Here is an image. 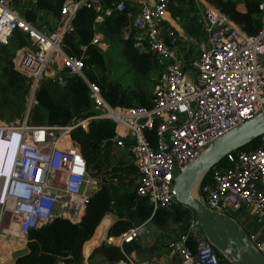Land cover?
I'll use <instances>...</instances> for the list:
<instances>
[{"label": "built area", "instance_id": "built-area-1", "mask_svg": "<svg viewBox=\"0 0 264 264\" xmlns=\"http://www.w3.org/2000/svg\"><path fill=\"white\" fill-rule=\"evenodd\" d=\"M100 2L67 0L56 29L49 32L39 23L26 21L23 10L10 0H0V43L9 45L19 31L32 44L19 51L14 60L15 69L31 79L26 113L14 122L0 121V140L7 141L18 132L22 138L16 172L8 184L6 202L0 206V232L5 227L16 229L17 238L26 239L32 230L58 219L82 221L99 182L90 179L80 146L71 133L78 128L87 132L92 120H107L114 125V141L138 169L137 194L156 212L179 203L176 180L183 171L264 114V1L259 5L261 27L254 36L208 7L205 37L198 44L197 59L189 65H184L166 42V38L174 37V32L163 29L170 0H121L106 9ZM82 7L95 8L97 21L128 7L125 31L141 33L144 50L155 56L163 69L150 109L111 106L100 87L87 80L84 62L64 52V34L72 31V21ZM101 40L96 36L93 44ZM75 76L88 86L99 114L67 128L32 125L30 111L41 81L52 79L64 85L66 78ZM148 131L155 132L156 148L148 140ZM66 136L77 146L65 141ZM208 175V181L201 183L198 200L225 219L236 223L243 220L251 245L264 256V243L260 242L264 238V134L256 149L228 154L209 169ZM249 219L258 227L255 234L248 230L253 227ZM151 231V225L144 223L113 244L122 247ZM170 248L180 264H224L194 217L187 234ZM127 260L120 264H142ZM54 264L76 263L59 259Z\"/></svg>", "mask_w": 264, "mask_h": 264}, {"label": "trees", "instance_id": "trees-1", "mask_svg": "<svg viewBox=\"0 0 264 264\" xmlns=\"http://www.w3.org/2000/svg\"><path fill=\"white\" fill-rule=\"evenodd\" d=\"M24 1L34 2L24 10V19L39 24L46 20L49 31H54L67 0ZM204 1L230 18L245 34L254 36L259 32V5L264 0H242L241 7L233 1ZM116 3L118 0H101L100 5L106 9ZM97 17L98 12L93 7L78 10L72 21V31L64 34V52L84 62L87 80L100 87L111 106L150 109L163 69L156 57L144 50L143 40L138 38L137 31L133 30L126 37L128 7L124 12L113 11L104 21H97ZM96 36L102 37L97 45L93 44ZM31 47L27 35L19 31L11 37L9 45L0 43V121L14 122L26 113L31 79L15 69L14 60L19 51ZM90 94L86 83L77 76L66 78L64 85L56 80L43 79L34 96L30 123L38 127L67 128L94 117L99 112ZM147 137L152 148H156L155 132L148 131ZM71 138L80 146L90 178L99 182L98 192L81 222L58 219L41 229L32 230L28 235L27 248L17 257L15 264H54L59 259L82 264L84 247L86 254H90L105 238L107 227L101 224L100 228L99 224L107 213L117 217L107 231V239L120 238L144 223H149L158 232L152 234L154 239L148 247L143 237L122 247L104 242L88 258L89 264H120L127 262L134 253L139 260L149 261L163 256L178 258L170 245L187 234L193 214L179 203L171 209L154 212L147 199L138 196V169L130 155L122 154L124 151L114 141V125L107 120H92L87 132L78 128L71 133ZM66 140L73 141L68 136ZM256 148L257 141L242 151ZM208 178L209 175L202 184ZM103 222L108 226L111 224L110 219ZM91 239L93 241L89 243ZM216 252L224 264H231L227 257Z\"/></svg>", "mask_w": 264, "mask_h": 264}, {"label": "water", "instance_id": "water-1", "mask_svg": "<svg viewBox=\"0 0 264 264\" xmlns=\"http://www.w3.org/2000/svg\"><path fill=\"white\" fill-rule=\"evenodd\" d=\"M264 134V114L246 123L237 132L222 140L176 180L178 202L188 209L200 224L204 235L222 255L228 254L232 264H264V256L249 241V235L231 219L207 210L202 203L188 194L196 182L202 183L209 169L222 161L228 154L241 151L258 141ZM98 189L94 192V195ZM114 245L113 242H110Z\"/></svg>", "mask_w": 264, "mask_h": 264}, {"label": "crops", "instance_id": "crops-1", "mask_svg": "<svg viewBox=\"0 0 264 264\" xmlns=\"http://www.w3.org/2000/svg\"><path fill=\"white\" fill-rule=\"evenodd\" d=\"M17 1L21 2L23 0H17ZM120 1L121 0H118V3ZM224 1H233L238 6L240 7L243 6L242 0H224ZM33 3H34L33 1L30 2V4L27 5V8L31 7V4ZM208 7H212V6L206 3L204 0H170L169 8L164 16L165 20L163 22V29L165 31L170 30L174 32V37L166 38V42L168 43L169 46H171L174 49L177 58L184 65H189L192 61H194L198 57V44L205 37V32H204L205 25H206L205 15H206V9ZM132 31H133L132 29L126 30L125 31L126 37H128ZM136 34L138 35V38L143 40L140 33L136 32ZM122 154L126 155L128 153L124 151ZM105 219H110L111 221L110 226H108L107 223L103 222ZM116 221H117V217L114 214L107 213L104 215V217L100 221L99 226L101 224L106 225L107 230L105 232V238L104 240L101 241L99 245H97L96 247L92 249L90 254H86L85 252L86 246L84 247V250H83L84 263L89 264L88 258L91 256L93 251L99 246H101L104 242H107L110 244L111 239H107V231ZM242 221H238L240 222L238 224L245 231L246 227ZM151 228H152L151 233L148 236L143 237L146 247H148L153 242L154 238L152 234L154 232H158V230L155 229L153 226H151ZM96 233L94 237H92L93 239L95 238ZM27 239L28 238L19 239L18 244L23 251H25L27 248ZM93 239H91L89 243L93 241ZM224 256L227 257L230 262L233 261V259L229 257L228 254H224ZM131 259L133 261H136L142 264H180L179 258L173 259V256L156 257L153 260H149V261L141 259V261H139L138 256L134 253L131 256ZM13 264H15V262Z\"/></svg>", "mask_w": 264, "mask_h": 264}, {"label": "rangeland", "instance_id": "rangeland-1", "mask_svg": "<svg viewBox=\"0 0 264 264\" xmlns=\"http://www.w3.org/2000/svg\"><path fill=\"white\" fill-rule=\"evenodd\" d=\"M11 4L15 7L18 6L21 10H25L27 8V5L30 4V1H17V0H10ZM17 5V6H16ZM24 12V11H23ZM40 25H42L45 29H48L49 25L46 20H43L40 22ZM52 32V31H49ZM141 35V33H140ZM92 179V178H90ZM94 180V179H92ZM197 191L194 193V197L196 199L200 198V186L201 183L198 182L197 185ZM250 224L253 225L252 228H248L249 231H251L253 234H255L258 231V227L255 226V224L252 222L251 219L248 220ZM18 232L16 229L10 230L8 227L3 228V230L0 232V264H13L16 262V259L18 256L23 254L25 251L21 249L19 246V239H17ZM110 242H116V240L113 238ZM261 243H264V238L260 241ZM141 261V260H139Z\"/></svg>", "mask_w": 264, "mask_h": 264}, {"label": "clouds", "instance_id": "clouds-1", "mask_svg": "<svg viewBox=\"0 0 264 264\" xmlns=\"http://www.w3.org/2000/svg\"><path fill=\"white\" fill-rule=\"evenodd\" d=\"M20 134L12 133L9 140H0V206L6 202L7 187L16 172Z\"/></svg>", "mask_w": 264, "mask_h": 264}, {"label": "bare ground", "instance_id": "bare-ground-1", "mask_svg": "<svg viewBox=\"0 0 264 264\" xmlns=\"http://www.w3.org/2000/svg\"><path fill=\"white\" fill-rule=\"evenodd\" d=\"M67 137V136H66ZM66 137H64V140L66 139ZM69 141V140H68ZM69 142H73L72 144L74 145V146H77V144L76 143H74V141H69ZM198 185V182H196L194 185H193V187L189 190V192H188V194L190 195V196H193L194 197V193L197 191V186Z\"/></svg>", "mask_w": 264, "mask_h": 264}]
</instances>
